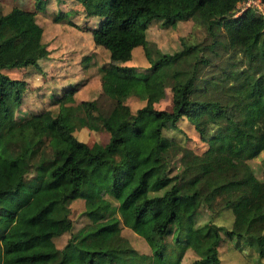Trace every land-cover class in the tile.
Listing matches in <instances>:
<instances>
[{
  "label": "trees",
  "instance_id": "16d2710c",
  "mask_svg": "<svg viewBox=\"0 0 264 264\" xmlns=\"http://www.w3.org/2000/svg\"><path fill=\"white\" fill-rule=\"evenodd\" d=\"M237 1L109 0L97 24L88 27L107 59H81L99 75L112 70L129 78L127 87L115 93L104 85L95 96L77 97L83 78L66 82L48 102L19 116L14 110L26 81L6 70L37 66L49 49L34 9L17 4L3 10L0 3V264H222L217 224L209 219L182 225L173 202L187 195L172 188L177 173L160 149L180 141L173 131L180 130L177 121L189 115L190 105L212 106L228 117L226 108L239 106L264 83V17L251 7L236 13ZM186 18L203 26L208 41L181 38L179 48L161 51L146 38L151 22L167 26ZM136 45L146 66L116 62ZM166 87L170 107L157 108ZM134 96L143 103L131 109L127 99ZM71 125L105 130L107 138L88 144ZM69 143L77 147L72 156L65 151ZM224 154L222 147L205 148L197 156L200 170H212ZM259 166L264 195V165ZM78 197L87 221L73 230L69 204ZM158 204L167 205L159 220ZM123 226L149 250L132 246ZM179 229L185 230L182 237ZM63 231L69 234L58 247L53 237ZM186 249L193 256L184 261ZM257 254L264 255L261 246Z\"/></svg>",
  "mask_w": 264,
  "mask_h": 264
},
{
  "label": "rangeland",
  "instance_id": "374dc122",
  "mask_svg": "<svg viewBox=\"0 0 264 264\" xmlns=\"http://www.w3.org/2000/svg\"><path fill=\"white\" fill-rule=\"evenodd\" d=\"M108 1L0 0L3 10L17 4L34 9L35 20L43 28L42 40L50 47V52L37 60V66L27 64L6 70L9 75L26 81L23 99L14 110L16 116L36 109L40 101L48 102L50 93L66 82L83 78V83L75 92L77 97L95 96L100 86L104 85L115 93L127 87L129 78L116 75L112 70L99 75L93 65L84 64L81 59L83 54L91 55L90 60L96 64L107 59L103 46L92 41L89 28L94 27L106 12ZM258 10L254 9L256 13ZM146 38L161 51H173L180 47L181 38L206 42L209 36L203 26L186 18L167 26L157 21L151 22L146 28ZM116 62L142 67L147 65L140 45L132 47L128 57ZM257 87L258 91L248 100L239 106L226 108L228 117L217 115L212 106L201 108L190 105L189 115L177 121L180 130L173 131L180 141L160 149L161 153L170 157L171 173H177L172 188L187 195L183 201L173 202L174 209L181 216L182 225H196L209 219L217 224L220 227L217 251L222 264H264V255L260 257L257 254L259 246L264 251V195L258 181L259 164L264 165V83H259ZM127 103L134 109L143 101L134 96L129 97ZM154 106L170 107L167 87L164 96ZM215 126L220 128L212 131ZM71 131L77 139L88 144L94 140L103 142L107 138L105 130L71 125ZM211 131L213 136L206 135ZM220 147L225 152L223 161L203 173L198 166L197 156L205 148L216 151ZM76 150L77 147L72 143L65 149L70 156ZM194 191L196 193L193 197L189 196ZM69 206L74 230L85 223L87 218L81 213V198L73 199ZM166 208L164 204L154 208L156 219H161ZM189 212L192 219L186 222L185 215ZM226 229L231 232L227 233ZM121 231L132 246L140 251L149 250L143 239L131 229L123 226ZM184 232L179 229L178 235L182 237ZM68 234V231H63L55 235V245L61 246ZM248 235L257 237V240L246 237ZM166 237L170 239L171 233Z\"/></svg>",
  "mask_w": 264,
  "mask_h": 264
},
{
  "label": "built area",
  "instance_id": "2783aa9c",
  "mask_svg": "<svg viewBox=\"0 0 264 264\" xmlns=\"http://www.w3.org/2000/svg\"><path fill=\"white\" fill-rule=\"evenodd\" d=\"M264 0H239L238 3H235L236 11H240L245 7H251L253 9H259L258 13H260L264 17Z\"/></svg>",
  "mask_w": 264,
  "mask_h": 264
},
{
  "label": "crops",
  "instance_id": "0c3cea01",
  "mask_svg": "<svg viewBox=\"0 0 264 264\" xmlns=\"http://www.w3.org/2000/svg\"><path fill=\"white\" fill-rule=\"evenodd\" d=\"M48 49H49V52H50V47H48ZM126 64H129V63H126ZM192 256H193V253L191 252V250L186 249L185 252L183 253V260L185 261V260H187L188 258H190ZM185 257H187V259H185Z\"/></svg>",
  "mask_w": 264,
  "mask_h": 264
}]
</instances>
